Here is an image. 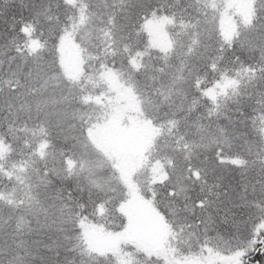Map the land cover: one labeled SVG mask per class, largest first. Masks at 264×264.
<instances>
[{
  "label": "snow or ice",
  "instance_id": "obj_1",
  "mask_svg": "<svg viewBox=\"0 0 264 264\" xmlns=\"http://www.w3.org/2000/svg\"><path fill=\"white\" fill-rule=\"evenodd\" d=\"M0 264H264V0H0Z\"/></svg>",
  "mask_w": 264,
  "mask_h": 264
}]
</instances>
